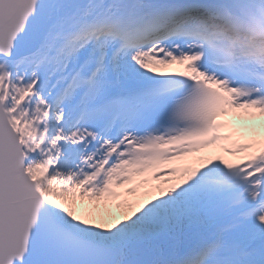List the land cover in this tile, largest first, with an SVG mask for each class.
Returning <instances> with one entry per match:
<instances>
[{
    "label": "snow or ice",
    "instance_id": "1",
    "mask_svg": "<svg viewBox=\"0 0 264 264\" xmlns=\"http://www.w3.org/2000/svg\"><path fill=\"white\" fill-rule=\"evenodd\" d=\"M0 264H264V0H0Z\"/></svg>",
    "mask_w": 264,
    "mask_h": 264
},
{
    "label": "bare ground",
    "instance_id": "2",
    "mask_svg": "<svg viewBox=\"0 0 264 264\" xmlns=\"http://www.w3.org/2000/svg\"><path fill=\"white\" fill-rule=\"evenodd\" d=\"M227 117H230V118H228V120L227 121H229L233 126H236V127H241V123H244V124H246V123H253V122H251V121H242V120H240L238 117H235V116H227ZM256 124H259L260 123V121L259 120H257L256 122H255ZM233 139L234 140H239L240 139V137L239 136H234L233 137ZM208 151V150H207ZM146 187H143L142 189H145ZM148 197L146 196H140L137 192L135 193V194H130V198L128 199V200H125V201H127V202H136V201H138V200H141V199H147ZM115 202V201H114ZM111 209H114L116 206H114L113 205V202H112V204L109 206Z\"/></svg>",
    "mask_w": 264,
    "mask_h": 264
},
{
    "label": "rangeland",
    "instance_id": "3",
    "mask_svg": "<svg viewBox=\"0 0 264 264\" xmlns=\"http://www.w3.org/2000/svg\"><path fill=\"white\" fill-rule=\"evenodd\" d=\"M243 125H244V123L241 125V127ZM245 135H247V133H245ZM213 152H215V151H213ZM92 207L93 206L88 204V202H84V204H80L79 202H77V210H78V212L83 211L85 208H92ZM100 211L110 212L111 215H113V216H119L122 213V209H120V208H115V209H112V210L110 208H108L107 210H104L102 206H101Z\"/></svg>",
    "mask_w": 264,
    "mask_h": 264
}]
</instances>
